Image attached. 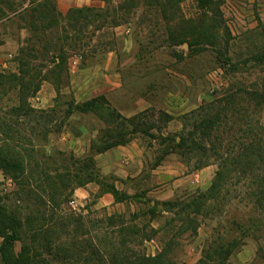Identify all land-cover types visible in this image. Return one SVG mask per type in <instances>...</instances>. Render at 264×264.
I'll return each mask as SVG.
<instances>
[{"label":"rangeland","instance_id":"obj_1","mask_svg":"<svg viewBox=\"0 0 264 264\" xmlns=\"http://www.w3.org/2000/svg\"><path fill=\"white\" fill-rule=\"evenodd\" d=\"M79 10L88 20L73 19ZM6 40L13 53L0 64V136L11 126L28 149L25 175L0 167V201L25 240L14 242L15 252L45 218L47 264H122L121 251L144 264L169 243L176 264H264V197L254 196L264 162L233 171L216 200L200 196L223 159L237 157L256 129L264 137V103L247 101L264 87V0H0V44ZM97 53L106 68L115 59L124 81L122 94H104L116 117L68 111L94 95L89 86L101 71L76 66ZM45 82L54 101L47 109L35 106ZM121 96L133 104L122 109ZM20 101L37 111L20 115ZM211 110H221L219 122L201 137L194 125ZM131 112L140 115L133 125L118 117ZM106 130L145 147L137 176L106 175L120 196L85 182L79 168L88 153L74 149ZM181 136L185 145L176 146Z\"/></svg>","mask_w":264,"mask_h":264},{"label":"trees","instance_id":"obj_2","mask_svg":"<svg viewBox=\"0 0 264 264\" xmlns=\"http://www.w3.org/2000/svg\"><path fill=\"white\" fill-rule=\"evenodd\" d=\"M38 7L40 8L41 5H39ZM79 12L81 14L77 15V17L73 16V19H78L80 17L82 19L88 20L89 16L87 13H84V11L82 10H79ZM39 15H41V18L44 17L43 14ZM68 19H71V16H69ZM55 58H59V60L61 59V61L63 60L59 55H56ZM0 78H2L1 80H3L4 76L0 75ZM37 88L38 87H36L35 90ZM39 89L40 87L38 88V91ZM247 94V101L249 103H252L254 106L258 107L264 103V87L262 88L261 92L257 91L256 88H253L251 91H248ZM21 103H19L18 106L14 108V110H18L17 113H19L20 115H33L35 111H37L32 106H30L27 101H23ZM69 106V112L77 110L80 112H100L105 110L109 111V114L112 117H116L115 110L112 108L110 102L107 101L104 94L92 97L75 105L69 103ZM39 111L40 113L43 112V110ZM220 113L221 110H211V112H209L205 118L194 125L195 133H200L201 137H204L207 129H212L218 124ZM118 117L122 118L123 121H127L133 125L134 120L139 118L140 115L138 114L127 118L122 117L118 114ZM142 123V121H138L137 126L141 125ZM1 130H3L2 133L4 135L0 136V167L7 174L11 173L16 177L25 175L24 172L28 171V163L26 162V155L28 153L26 150L28 149L20 146L21 136H17V130H14L13 127L4 126L3 128H1ZM136 132L137 128H133L132 134H135ZM258 133L259 130L256 129L251 137L249 144L241 147V152L238 153L237 157L232 156L230 158L223 159V169H219L217 171L213 183L208 191L206 193L200 194L201 199L205 200L208 198H212L216 200L218 198V195L224 188L228 176L231 175L233 171L247 172L248 170H252L254 166L257 165V162H264V137L259 136L258 138ZM117 137L119 138H116L113 134L109 133V130H106L103 135L98 136L95 140L93 139L91 141V149L87 154L85 164L82 165L79 170H85L84 175L87 176V180L85 181L86 183L95 181L99 184L101 193L111 192L115 196H120L121 192L118 190L114 183L107 182L109 177L101 172L95 160L96 154L104 152L105 150L117 145H125L133 139L132 136H122V133H118ZM185 142L186 139L181 136V140L179 142H176V146H184ZM194 146H198L197 143ZM201 147L204 150L203 145ZM28 178L32 179L31 176H28ZM261 180L263 179L255 180V182L257 183V190L256 192H254V196L257 197V199H259V197H264V185L263 181L260 182ZM52 181L53 179L50 180V182ZM51 187L52 186L48 185L43 188V190H50ZM49 201L51 202L52 198ZM11 213L12 212L6 210V207L0 201V237L3 238V241L0 243V260H2L0 264H47L42 257V252L45 251L44 245H46V243H44V240L48 232V226L44 225L45 218H43L44 222L37 224V226L33 230H31L30 239L27 243H24L22 245L23 247L21 251L17 253L13 249L14 242L16 240L24 242L25 240L17 233L18 229H20L22 225L21 222L14 216H12ZM51 245L52 243L49 244L47 242L48 250L51 248ZM171 251L172 245L170 243L166 244L161 253L148 258L146 262L144 261V264H176L169 259L168 254L171 253ZM223 253H226V251H224ZM72 255L74 257L75 253H73ZM116 255L119 256V260H124L122 264H142L139 259H133L128 252L126 253L121 251ZM73 257H71L70 259H72Z\"/></svg>","mask_w":264,"mask_h":264},{"label":"crops","instance_id":"obj_3","mask_svg":"<svg viewBox=\"0 0 264 264\" xmlns=\"http://www.w3.org/2000/svg\"><path fill=\"white\" fill-rule=\"evenodd\" d=\"M11 41L6 40L4 43L0 44V64L4 61L6 57L9 55H12L11 51ZM102 53H97L94 56H92L90 59L86 62V67H83L81 65H77L76 69L80 74H84L88 69L90 70L95 69V71H101L102 76H96L93 80H91V89H95V93L92 97H95L99 94H114L116 92H120L122 94V90L124 88V81L119 72H117L113 67V61L115 62L114 58H110V68H106V66L102 63V59H100V55ZM108 65V64H107ZM94 73V72H93ZM83 76V75H82ZM104 77V78H103ZM74 83L75 79H72ZM51 83L45 82L41 85V88L39 89V95L37 96V104H35L36 107L40 108H49L53 106V97H52V90H51ZM95 85V87L93 86ZM50 92L49 97L47 94ZM85 101V100H83ZM119 104L121 105V108H128L130 104L132 105V99L127 97H120L118 98ZM131 101V102H130ZM141 100L136 99V105L137 107H141ZM134 112H131L127 114L128 116H132ZM53 134H66L65 131H53L49 135ZM85 134L82 136L84 137ZM93 135H88L87 144L85 143L83 146H77L74 149L80 154L89 153L91 149V141L93 139ZM81 137H76L77 140H79ZM136 139H132L129 143L125 145H117L114 147H111L104 152L98 153L95 155V160L100 168L101 172L105 175L108 174H115L119 177H129V176H137L144 167V151L145 147L140 145L138 141H135ZM58 146H60L62 149H66L67 145L63 143H59Z\"/></svg>","mask_w":264,"mask_h":264},{"label":"built area","instance_id":"obj_4","mask_svg":"<svg viewBox=\"0 0 264 264\" xmlns=\"http://www.w3.org/2000/svg\"><path fill=\"white\" fill-rule=\"evenodd\" d=\"M6 184H8V185H12V179H7L6 180ZM71 204H72V206H76V200H73L72 202H71Z\"/></svg>","mask_w":264,"mask_h":264}]
</instances>
